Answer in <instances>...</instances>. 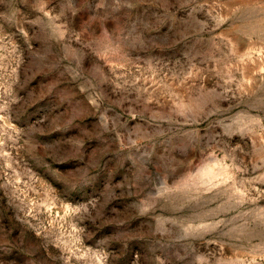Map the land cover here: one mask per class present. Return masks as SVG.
<instances>
[{
  "label": "rangeland",
  "instance_id": "obj_1",
  "mask_svg": "<svg viewBox=\"0 0 264 264\" xmlns=\"http://www.w3.org/2000/svg\"><path fill=\"white\" fill-rule=\"evenodd\" d=\"M0 264H264V0H0Z\"/></svg>",
  "mask_w": 264,
  "mask_h": 264
}]
</instances>
